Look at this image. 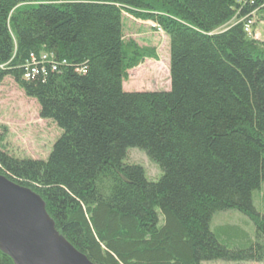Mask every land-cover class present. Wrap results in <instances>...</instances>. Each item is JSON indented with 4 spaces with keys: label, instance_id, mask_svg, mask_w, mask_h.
I'll list each match as a JSON object with an SVG mask.
<instances>
[{
    "label": "trees",
    "instance_id": "obj_1",
    "mask_svg": "<svg viewBox=\"0 0 264 264\" xmlns=\"http://www.w3.org/2000/svg\"><path fill=\"white\" fill-rule=\"evenodd\" d=\"M130 18L166 35L170 91H124L130 71L158 59L127 37ZM262 25L264 0H0V84L12 80L61 130L46 161L17 159L0 138V175L39 195L93 264H264L253 205L264 184ZM131 148L159 181L126 162ZM230 210L255 225L246 248L211 228ZM0 264L14 262L0 251Z\"/></svg>",
    "mask_w": 264,
    "mask_h": 264
},
{
    "label": "rangeland",
    "instance_id": "obj_2",
    "mask_svg": "<svg viewBox=\"0 0 264 264\" xmlns=\"http://www.w3.org/2000/svg\"><path fill=\"white\" fill-rule=\"evenodd\" d=\"M253 22V20H252ZM126 35L137 40L142 46L157 49L158 59H148L129 72L124 83V91L159 92L170 91L169 74L170 48L166 35L154 29L151 22L124 20ZM257 37L264 39V25L258 27ZM61 130L52 122L40 118V107L36 100L30 99L12 82L6 79L0 84V138L3 148L17 159L32 158L47 160ZM126 162L144 169L148 180L157 182L163 171L151 161L147 154L138 148L127 152ZM253 205L257 215L264 217V184L254 193ZM211 228L219 240L229 247L242 249L256 241V228L251 219L236 210L214 215ZM201 264H253L250 262L213 261ZM258 264V263H257Z\"/></svg>",
    "mask_w": 264,
    "mask_h": 264
},
{
    "label": "water",
    "instance_id": "obj_3",
    "mask_svg": "<svg viewBox=\"0 0 264 264\" xmlns=\"http://www.w3.org/2000/svg\"><path fill=\"white\" fill-rule=\"evenodd\" d=\"M0 251L14 264H93L59 235L39 195L2 175Z\"/></svg>",
    "mask_w": 264,
    "mask_h": 264
},
{
    "label": "built area",
    "instance_id": "obj_4",
    "mask_svg": "<svg viewBox=\"0 0 264 264\" xmlns=\"http://www.w3.org/2000/svg\"><path fill=\"white\" fill-rule=\"evenodd\" d=\"M253 22L252 21H248L247 24L245 25V32L248 33L249 35H251V26H252ZM33 69L30 70V73H33ZM26 77H29V75H27Z\"/></svg>",
    "mask_w": 264,
    "mask_h": 264
}]
</instances>
